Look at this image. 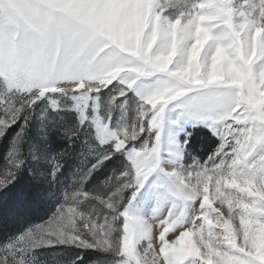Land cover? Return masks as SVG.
<instances>
[{"label": "snow or ice", "instance_id": "1", "mask_svg": "<svg viewBox=\"0 0 264 264\" xmlns=\"http://www.w3.org/2000/svg\"><path fill=\"white\" fill-rule=\"evenodd\" d=\"M113 82L101 106L94 94ZM129 92L134 115L113 130ZM42 98L53 112L67 98L77 127L94 128L101 152L81 180L114 153L125 160L94 193H65L48 221L0 245V264H33L35 249L56 244L100 253L92 264H264V0H0V135ZM181 122L218 136L202 164L183 163L187 139L163 154L166 125ZM23 129L0 188L24 163ZM150 177L156 207L144 218L133 202Z\"/></svg>", "mask_w": 264, "mask_h": 264}, {"label": "rangeland", "instance_id": "2", "mask_svg": "<svg viewBox=\"0 0 264 264\" xmlns=\"http://www.w3.org/2000/svg\"><path fill=\"white\" fill-rule=\"evenodd\" d=\"M115 86L116 82H113V84L109 85L108 88L103 89L98 94H94L99 96L101 106L106 103L109 95L115 94ZM125 99H127V103L124 110L122 111L119 105L125 101ZM71 103L72 102L67 98H62L61 110L53 112L48 107V101L42 98L33 106L30 114H27L26 121L21 118L17 123L8 128L3 135H0L1 143L6 133L10 130H13L4 144L5 149L3 148L4 152L0 159V167H2L5 163L6 154L12 147L13 138L19 131L20 125H24L21 143L18 146L20 148V155L22 156L24 163L16 172V177H18V175H27L33 181L39 180L42 183L41 185L45 187L44 191L38 192V200L45 206L41 217L30 223L20 225V228L14 232L1 235L0 245L12 243L24 233L31 230L34 226L48 221L56 212L57 207L62 203L65 193L77 190L86 193H94L102 184V182L111 176L114 168L110 169L108 172H104L102 170L104 169L106 163L112 158H121V164H123L125 157L119 153H114L111 159L105 160L99 167L91 171V173L85 179L81 180L84 172L87 171L93 163H95L96 159L98 158L97 153L101 152V148L97 139L95 138L93 127L88 125L77 127L76 113L74 111L67 110V106ZM137 103L138 98L135 97L131 92L128 93L127 98L121 97L116 101L117 107L113 110L111 117V127L113 130L119 128L123 123H127L129 120H131L134 115V109ZM171 107L172 106L170 105L169 108ZM176 112L177 110L173 109L167 115L174 119ZM89 114L91 115V113ZM56 127L63 128V131H65L67 136H69L71 133L72 135L78 133L79 137L81 138V145L78 147V151L74 154V158H67L68 160L66 163L63 161L66 159V154L60 157L59 170L56 171L54 175H52L53 162L60 155H48L46 153L45 139L47 133ZM196 127L207 129L220 143L218 136L214 133L213 129L209 128L208 126L204 124L193 125L189 122H181L178 125H166L165 131L163 133V154H166L169 157L175 155L176 143H183L185 140L183 136H187V131ZM33 134L35 137L33 139H29L30 135ZM143 139L144 137L142 136L140 139L135 141V144L139 146ZM186 150L185 144L183 163L186 165L193 164L194 162L202 164L208 158L207 157L204 160H198L188 155ZM82 157L84 158L81 159ZM121 167L122 165H120L118 168H115V170H119ZM152 180L153 177H150L149 181L145 184V188L142 189L141 193L133 202V208L135 212L144 218L152 217L154 215L153 209L156 207V199L149 187ZM9 185H11V183ZM8 186L6 188H8ZM6 188H0V193ZM129 195V192H125V199H127ZM92 203L93 201L82 202L80 205L81 210L88 209L91 207ZM165 204L166 201L162 202L160 209L155 214L162 212L164 210ZM30 256L33 264H69V261H71L76 256L82 257V259L78 260L76 264H92L93 261H96L100 258L101 254L90 249L86 250L71 245L56 244L51 247H39L35 249L30 254Z\"/></svg>", "mask_w": 264, "mask_h": 264}, {"label": "trees", "instance_id": "3", "mask_svg": "<svg viewBox=\"0 0 264 264\" xmlns=\"http://www.w3.org/2000/svg\"><path fill=\"white\" fill-rule=\"evenodd\" d=\"M12 131H8L0 143V159L4 152L3 148L5 149L4 144ZM34 137V134L30 135L29 139ZM183 138L188 141L186 144L187 154L198 160L209 157L219 144L218 140L202 127L189 129L187 136H183ZM80 145L81 138L78 133L74 135L71 133L67 136L63 128L60 127L47 133L45 139L46 153L56 156L61 153L66 154V159L63 160L65 163L69 158H74ZM121 163V158H112L102 171L108 172L110 169L118 168L122 165ZM41 184L39 180L33 181L27 175H18L11 185L0 193V236L14 232L20 228V225L41 217L45 207L38 200V192L45 189Z\"/></svg>", "mask_w": 264, "mask_h": 264}]
</instances>
